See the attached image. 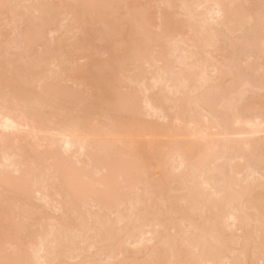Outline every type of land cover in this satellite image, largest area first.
<instances>
[{"label": "bare ground", "instance_id": "bare-ground-1", "mask_svg": "<svg viewBox=\"0 0 264 264\" xmlns=\"http://www.w3.org/2000/svg\"><path fill=\"white\" fill-rule=\"evenodd\" d=\"M0 264H264V0H0Z\"/></svg>", "mask_w": 264, "mask_h": 264}]
</instances>
